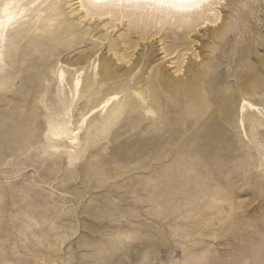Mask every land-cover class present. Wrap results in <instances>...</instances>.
<instances>
[{
    "label": "rangeland",
    "instance_id": "1",
    "mask_svg": "<svg viewBox=\"0 0 264 264\" xmlns=\"http://www.w3.org/2000/svg\"><path fill=\"white\" fill-rule=\"evenodd\" d=\"M143 2H22L0 48V264H264V0H207L217 22L176 51L171 11Z\"/></svg>",
    "mask_w": 264,
    "mask_h": 264
},
{
    "label": "bare ground",
    "instance_id": "2",
    "mask_svg": "<svg viewBox=\"0 0 264 264\" xmlns=\"http://www.w3.org/2000/svg\"><path fill=\"white\" fill-rule=\"evenodd\" d=\"M23 1L24 0H2V3L0 4V48L1 49H3V48L6 49V45H7V41H8V35L10 34L11 30H13L16 25H19L20 21L22 19H24V17H25L24 14L26 13L27 10H26V8H23V5H22ZM87 1L89 4H92L93 1L99 2V1H103V0H87ZM116 1H117V3H119L120 0H116ZM143 1L147 2L148 0H140L139 4H131V8H134V9L141 8V10H142V4L144 3ZM206 1L207 0H202V2L199 4L198 7L188 8L184 11H180V10L174 9V8H167V10L169 9L171 11L169 14L166 13V15L168 17H170L169 20L174 18L176 20V23L179 24L178 28L173 32L175 37H177L176 38L177 43H175L174 48L172 47L173 48L172 51H176V49L178 47L185 44L186 34H189L192 31H194L196 28L195 24H198L201 20H203L202 22L204 24L207 22L210 24L217 22L218 18H215V20L210 21V22H209V19L205 18L208 13L206 14V11L204 10V8H202L205 6H202V5ZM125 2H127V0H125ZM146 4H147L146 6H148V5L153 6L150 3H146ZM55 5H57V4H55ZM116 5H114V6H116ZM54 7L55 8L52 11L55 12L56 14H59L61 12L60 6H54ZM84 7H86V6H84ZM153 7H155L156 12H158L157 10H159L161 8L159 6H153ZM154 16H157V14ZM163 17H166V16H163ZM160 19L162 21L164 18H162V16H161ZM165 23H168V21L166 19H165ZM208 27L209 26H207V28ZM218 27H219V29H225V24L221 23L218 25ZM19 38H20V42H23V40L26 38V33H21L19 35ZM20 50H21L20 46L18 45L14 51L13 62L15 64L14 69L16 70V72L17 71H21V72L25 71V69H24L25 66L23 63H21V59L24 57V55L21 54ZM2 56H3V53H2V50H0V59H2ZM110 69H111L110 65H103L102 66V72L103 73L109 72ZM196 69L197 68H193V65H190V70L192 71V74H193V80L200 82L204 79L205 74H204V72L197 71ZM21 83L25 84L27 86L30 83V79L27 77H22ZM110 100L108 102H110ZM67 126L68 125L66 124V125H60L59 127H52L53 128L52 137L54 138V140H56L57 142H62V143L65 142L63 140V135L66 134L65 130H66ZM70 139H71L70 143H74L77 140L76 137H71Z\"/></svg>",
    "mask_w": 264,
    "mask_h": 264
},
{
    "label": "snow or ice",
    "instance_id": "3",
    "mask_svg": "<svg viewBox=\"0 0 264 264\" xmlns=\"http://www.w3.org/2000/svg\"><path fill=\"white\" fill-rule=\"evenodd\" d=\"M121 3L124 0H120ZM129 4H139L140 0H127ZM202 0H148V3L153 6L174 8L184 11L188 8L198 7Z\"/></svg>",
    "mask_w": 264,
    "mask_h": 264
}]
</instances>
